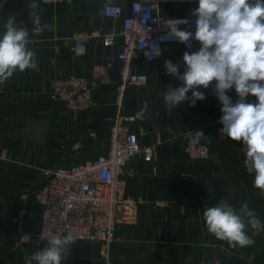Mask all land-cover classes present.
Instances as JSON below:
<instances>
[{"label":"crops","instance_id":"crops-1","mask_svg":"<svg viewBox=\"0 0 264 264\" xmlns=\"http://www.w3.org/2000/svg\"><path fill=\"white\" fill-rule=\"evenodd\" d=\"M133 0H112L129 13ZM31 0H0V34L9 15L31 31L27 5ZM38 11L44 31L33 37L30 47L36 53L37 67L15 72L0 84V264H25V257L45 246L46 241L33 237L15 247L16 226L35 235L40 226L41 209L33 192L44 180V170L85 162L105 152L110 146L111 128L118 109L116 84L119 81L118 51L121 48L120 19L104 15L107 0H73L70 4L42 3ZM181 8L178 9L177 6ZM198 7V0L160 2L164 15H175ZM113 32L115 46L102 43L101 36L91 35L86 52L77 54V34ZM198 41L187 49L183 43L166 44L155 61L141 57L140 71L149 76L143 86L125 87L121 110L134 115L145 102L148 114L137 119L132 129L143 147L154 146L155 156L147 162L136 156L124 165L127 194L142 199L135 222L118 226L110 264H264V230L259 235L248 229L255 243L247 247H229L208 233L202 213L221 199L237 209L247 202L264 223V196L253 187L254 174L244 166L243 143L217 136L222 124V105L212 88L201 87L206 99L189 106L187 101L169 112L161 97L170 86L182 85L166 74V60L179 63L184 71L183 53L198 51ZM109 65L112 82L98 89L95 105L84 111L69 110L51 98L56 78L72 73L90 76L95 65ZM191 97V91L188 93ZM229 95L238 97L235 89ZM247 101L256 102L249 95ZM199 127L212 150L207 160H190L182 135ZM74 143L79 146L74 152ZM22 211V215L19 212ZM62 264H106L98 248L90 242L75 243Z\"/></svg>","mask_w":264,"mask_h":264},{"label":"clouds","instance_id":"clouds-1","mask_svg":"<svg viewBox=\"0 0 264 264\" xmlns=\"http://www.w3.org/2000/svg\"><path fill=\"white\" fill-rule=\"evenodd\" d=\"M112 0H107L105 10ZM33 27L31 31L17 23L15 15H9L0 34V84H4L17 71L34 69L37 65L36 53L30 47L33 37L40 35L46 25L41 23L39 5L31 0L27 5ZM195 16V32L181 30L178 26L188 24L187 19L166 20L168 29L161 41H179L187 49L192 41H198L199 50L183 53L184 71L181 65L166 60V74L176 77L182 85L170 86L161 94L163 103L171 112L182 102L195 106L196 101L206 99L203 87L208 89L216 81L212 94L221 107L222 135L234 142L243 143L244 166L249 174H254L253 187L264 196V0H198V7L190 13ZM150 52L160 56L159 44L153 42ZM235 89L238 99L233 102L227 93ZM191 91V97L188 93ZM251 95L257 101L250 103ZM148 104L145 102L137 119H145ZM199 140H205L202 131L195 132ZM202 219L208 233L220 241H226L231 248H243L255 243L248 234L251 229L259 235L264 223L251 210L247 202L238 209L221 199L215 206L206 207ZM45 246L25 257V264H62L68 259L76 238L72 234L46 236Z\"/></svg>","mask_w":264,"mask_h":264},{"label":"built area","instance_id":"built-area-1","mask_svg":"<svg viewBox=\"0 0 264 264\" xmlns=\"http://www.w3.org/2000/svg\"><path fill=\"white\" fill-rule=\"evenodd\" d=\"M40 1L70 4L73 0ZM165 1L170 0H133L129 13L126 14L120 4L111 3L106 10L104 7V15L111 19H120L122 25L121 48L118 51L119 81L116 84L118 109L111 128L110 146L105 152L85 162L44 170V180L33 192L34 200L41 209L39 230L31 235L18 223L15 247L30 242L33 237L41 241V234H72L76 243L90 242L96 245L99 257L106 264L111 263L118 226L135 222L143 203L142 199H135L127 194V183L123 178L124 165L136 156H142L147 162H151L155 156V147H143L132 129L136 117L121 110L125 87L148 83V74L140 71L139 66L141 57L144 61H155L161 56L154 57V52H150L153 42L159 44L162 52L166 44L179 43L175 40H160L168 32L164 21L187 19L188 24L178 27L195 32L196 17L190 14L194 8L175 15H164L159 4ZM177 8L181 7L178 5ZM92 34L101 36L105 46L116 45L117 36L113 32ZM92 34L82 32L76 35L74 49L77 54L86 52V44ZM194 42L196 41L193 40L192 44ZM111 82L110 66L99 64L93 67L90 76L72 73L56 78L50 96L61 101L69 110H89L95 105V92ZM222 127L217 129V136L225 141L228 137L221 134ZM200 131L202 130L196 127L182 135L185 152L193 161L207 160L212 156L209 145L205 140H199L195 134ZM78 146V143H74L70 152L76 151ZM5 157L0 151V161ZM22 213L19 212L20 215Z\"/></svg>","mask_w":264,"mask_h":264}]
</instances>
